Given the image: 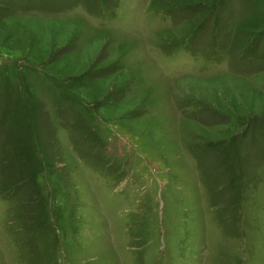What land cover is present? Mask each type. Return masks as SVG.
Wrapping results in <instances>:
<instances>
[{
    "label": "rangeland",
    "instance_id": "rangeland-1",
    "mask_svg": "<svg viewBox=\"0 0 264 264\" xmlns=\"http://www.w3.org/2000/svg\"><path fill=\"white\" fill-rule=\"evenodd\" d=\"M0 264H264V0H0Z\"/></svg>",
    "mask_w": 264,
    "mask_h": 264
}]
</instances>
